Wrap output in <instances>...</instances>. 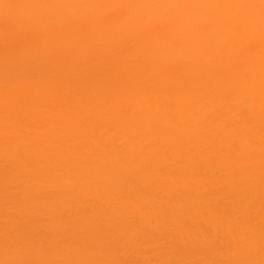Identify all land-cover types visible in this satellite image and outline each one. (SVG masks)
Returning a JSON list of instances; mask_svg holds the SVG:
<instances>
[{
    "label": "bare ground",
    "instance_id": "bare-ground-1",
    "mask_svg": "<svg viewBox=\"0 0 264 264\" xmlns=\"http://www.w3.org/2000/svg\"><path fill=\"white\" fill-rule=\"evenodd\" d=\"M0 264H264V0H0Z\"/></svg>",
    "mask_w": 264,
    "mask_h": 264
}]
</instances>
